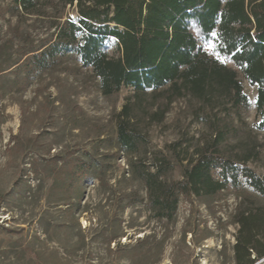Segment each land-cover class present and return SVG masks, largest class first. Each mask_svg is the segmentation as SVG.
<instances>
[{
  "label": "rangeland",
  "instance_id": "obj_1",
  "mask_svg": "<svg viewBox=\"0 0 264 264\" xmlns=\"http://www.w3.org/2000/svg\"><path fill=\"white\" fill-rule=\"evenodd\" d=\"M10 6V0H0V264H236L237 215L251 210L252 202L264 207V198L249 188L225 191L209 204L182 198L169 222L151 211L145 185L132 172L133 161L151 167V153L159 152L170 161L169 179L183 180L187 161H178L184 153L177 144L190 148L189 158L210 137L187 101L175 102L162 124L151 125L141 113L139 153L126 154L117 140L118 116L133 89L105 97L96 77L74 58L26 79L16 64L48 43L55 29L50 19L15 13ZM67 13L76 17L75 8ZM202 47L220 58L213 42ZM237 70L254 104L257 88ZM243 117L253 129L260 122L254 107ZM257 137L264 150V132ZM87 154L100 179L86 181L78 198L73 169L76 159L89 160ZM249 166L264 175L259 166ZM69 203L75 212L67 214Z\"/></svg>",
  "mask_w": 264,
  "mask_h": 264
},
{
  "label": "trees",
  "instance_id": "obj_2",
  "mask_svg": "<svg viewBox=\"0 0 264 264\" xmlns=\"http://www.w3.org/2000/svg\"><path fill=\"white\" fill-rule=\"evenodd\" d=\"M10 1L13 12L50 19L55 29L48 43L23 54L16 64L26 79L59 70L74 58L96 77L105 97L123 87L133 89L130 103L118 116L117 140L126 154L139 153L144 138L136 127L141 113L151 125L162 124L181 99L208 127L209 140L198 142L189 158L190 148L177 144L184 153L178 161H187L182 181L169 179L170 161L159 158V152L151 153V167L142 160L131 163L159 219L174 222L186 197L209 204L225 191L249 188L264 198V175L249 166L264 171V150L257 137L264 132V0ZM67 8H75V18ZM203 42H213L220 58L210 55ZM223 60L257 88L254 104L244 93L238 70ZM252 107L260 118L255 129L243 117ZM86 156L89 160L76 159L79 163L73 169L78 198L86 181L100 179L93 156ZM252 203L251 210L237 215L236 264H255L264 258V207ZM67 206V214L75 212L74 204ZM78 232L82 235L83 230Z\"/></svg>",
  "mask_w": 264,
  "mask_h": 264
}]
</instances>
